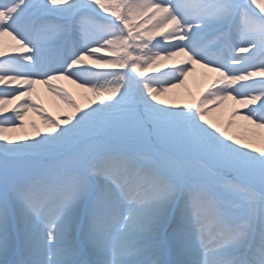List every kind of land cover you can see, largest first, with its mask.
<instances>
[{
	"label": "snow or ice",
	"instance_id": "obj_1",
	"mask_svg": "<svg viewBox=\"0 0 264 264\" xmlns=\"http://www.w3.org/2000/svg\"><path fill=\"white\" fill-rule=\"evenodd\" d=\"M0 86V264H264V0H0Z\"/></svg>",
	"mask_w": 264,
	"mask_h": 264
},
{
	"label": "bare ground",
	"instance_id": "obj_2",
	"mask_svg": "<svg viewBox=\"0 0 264 264\" xmlns=\"http://www.w3.org/2000/svg\"><path fill=\"white\" fill-rule=\"evenodd\" d=\"M5 39L8 40L9 38H5ZM199 69H200L199 66H197L196 70L192 74H190L188 78H186L184 85L178 87V89L177 88L172 89L169 93L165 94L164 98L168 99V100L175 101V102L180 103V104H183V103L191 100L189 98V95H187L188 93L186 91L195 89L199 85H201V82L199 80L200 76L196 72ZM60 83H63L65 87L66 86L70 87L66 81H61ZM36 95L39 99V102L42 103L50 111H53L55 114L54 105L56 103H59V102L55 101L54 97H52L42 85H37ZM11 106H12L11 104L7 105L8 108H11ZM81 106H83V105H81ZM233 106L234 105L231 101L226 102L224 105L219 106L211 114L210 118L214 119L217 123H219L221 127H224L227 120L230 118V111H231ZM233 119H234V124L232 127H229V129H228L229 133L237 135V136H241V137L247 136L245 134V132L243 131V126L246 124V122L240 120L239 117H235ZM28 120H33L35 122L39 121V119L34 114H31V113H29V116L26 119V124H27ZM40 127H42V126H40ZM26 130L29 133H32V129L30 127L27 128ZM6 135H11L13 138H15L18 135V133H6ZM262 145L263 144H258L257 146L262 147Z\"/></svg>",
	"mask_w": 264,
	"mask_h": 264
},
{
	"label": "rangeland",
	"instance_id": "obj_3",
	"mask_svg": "<svg viewBox=\"0 0 264 264\" xmlns=\"http://www.w3.org/2000/svg\"><path fill=\"white\" fill-rule=\"evenodd\" d=\"M197 74L200 76L199 80L201 82V85H199L197 88L195 89H192V90H187L186 92L188 93L187 95H189V98L192 99L196 96H198L201 92H203V90L208 86V84L210 83V78L212 76H214L215 74L214 73H206V71L204 69H199L196 71ZM151 74V73H149ZM67 82V81H66ZM68 83V82H67ZM70 87L66 86V88L69 89V91H72L75 95H76V98H77V102L80 103L81 105H84L86 100H85V95L82 94L81 90H78V89H75V86L74 85H70L68 84ZM1 87H4V86H1ZM178 89V88H177ZM176 89V90H177ZM174 91V90H173ZM178 91V90H177ZM88 97L91 96L90 93L87 94ZM175 100V99H174ZM53 112V111H52ZM54 114V112H53ZM36 124L38 126H41L40 125V121L36 122ZM243 131L245 132V134L248 136L250 135L249 132H247L245 130V127L243 126ZM261 132H264V130H259ZM262 147H264V144L262 145Z\"/></svg>",
	"mask_w": 264,
	"mask_h": 264
}]
</instances>
